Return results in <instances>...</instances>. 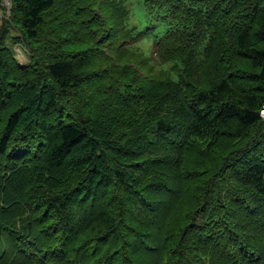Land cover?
<instances>
[{
	"label": "trees",
	"instance_id": "16d2710c",
	"mask_svg": "<svg viewBox=\"0 0 264 264\" xmlns=\"http://www.w3.org/2000/svg\"><path fill=\"white\" fill-rule=\"evenodd\" d=\"M9 1L0 264H264V0Z\"/></svg>",
	"mask_w": 264,
	"mask_h": 264
},
{
	"label": "rangeland",
	"instance_id": "374dc122",
	"mask_svg": "<svg viewBox=\"0 0 264 264\" xmlns=\"http://www.w3.org/2000/svg\"><path fill=\"white\" fill-rule=\"evenodd\" d=\"M5 6V10L7 11L3 13V11L0 9V26L2 25V20L4 16H7L10 11L11 3L9 0H3L2 3ZM129 8L131 9L132 15H131V22L133 24L138 25L140 28L144 26L145 23V12L146 9L142 3H140L138 0H131L130 3H128ZM16 51V58L20 63L26 64L28 62V56L26 52H24L18 45L14 46ZM146 48L150 49V43L148 42L146 44Z\"/></svg>",
	"mask_w": 264,
	"mask_h": 264
}]
</instances>
